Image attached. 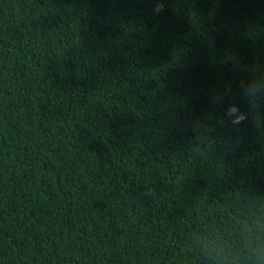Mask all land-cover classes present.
<instances>
[{
  "label": "trees",
  "instance_id": "trees-1",
  "mask_svg": "<svg viewBox=\"0 0 264 264\" xmlns=\"http://www.w3.org/2000/svg\"><path fill=\"white\" fill-rule=\"evenodd\" d=\"M155 3L0 0V264H264V0Z\"/></svg>",
  "mask_w": 264,
  "mask_h": 264
},
{
  "label": "clouds",
  "instance_id": "clouds-1",
  "mask_svg": "<svg viewBox=\"0 0 264 264\" xmlns=\"http://www.w3.org/2000/svg\"><path fill=\"white\" fill-rule=\"evenodd\" d=\"M164 9V0H156L155 7L153 9L154 12L159 13L163 11ZM251 95H255L257 92V89L252 88L249 90ZM237 109L235 107H232L229 109L228 115H233ZM244 119L243 115L235 117L233 119V123H240ZM241 235L243 237L242 240L234 241L233 245H227L220 241V238L217 237V242L213 243V251H216L217 254L225 261L227 262L231 248L235 245H239L242 249H246L249 253L264 258V241L260 240V237L256 235L253 228L249 226H245L244 229H242Z\"/></svg>",
  "mask_w": 264,
  "mask_h": 264
}]
</instances>
